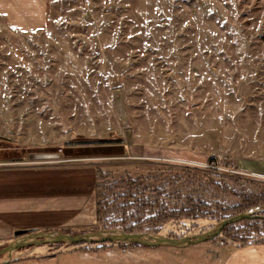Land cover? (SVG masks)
Masks as SVG:
<instances>
[{"label":"rangeland","instance_id":"374dc122","mask_svg":"<svg viewBox=\"0 0 264 264\" xmlns=\"http://www.w3.org/2000/svg\"><path fill=\"white\" fill-rule=\"evenodd\" d=\"M31 153L107 173L91 205L59 229L68 234L139 209L134 197L117 199L128 189L140 198L129 176L152 177L143 182L158 188L152 200L209 207L158 226L140 219L130 232L194 237L240 212L264 216V178L238 164L264 159V0H0V157ZM98 191L107 196L99 215ZM251 242H264V220L186 246L52 242L0 262L218 264Z\"/></svg>","mask_w":264,"mask_h":264},{"label":"crops","instance_id":"0c3cea01","mask_svg":"<svg viewBox=\"0 0 264 264\" xmlns=\"http://www.w3.org/2000/svg\"><path fill=\"white\" fill-rule=\"evenodd\" d=\"M238 164L264 178V159H241ZM95 186L91 162L0 157V242L8 241L16 230L59 231L74 224L93 202ZM218 264H264V242L237 245Z\"/></svg>","mask_w":264,"mask_h":264},{"label":"water","instance_id":"95a60500","mask_svg":"<svg viewBox=\"0 0 264 264\" xmlns=\"http://www.w3.org/2000/svg\"><path fill=\"white\" fill-rule=\"evenodd\" d=\"M30 160H48L57 159L59 154L57 153H31L28 155ZM263 218V215H255L247 212H240L235 215L229 216L221 220L213 229L208 233H202L194 237H163L153 236L145 233L130 232L124 230H96L89 231L81 234H68L58 230L48 231H28V230H16L15 235H20L19 239L8 243L0 249V253H5L11 256L17 248L26 246H34L42 243L52 242H67L71 244H80L86 242H102V243H113V242H134L148 246L155 245H175V246H186L202 242L211 239L221 232L223 227L227 224L243 220ZM8 259L3 260L0 264L7 262Z\"/></svg>","mask_w":264,"mask_h":264},{"label":"trees","instance_id":"16d2710c","mask_svg":"<svg viewBox=\"0 0 264 264\" xmlns=\"http://www.w3.org/2000/svg\"><path fill=\"white\" fill-rule=\"evenodd\" d=\"M168 169H171V168H168ZM183 171L187 172L186 170H183ZM105 173L99 170L98 168H96L97 180L99 181L103 179V177L106 176L104 175ZM150 178L152 177L148 175L145 177L139 176L136 178H132L131 176H129L124 179L125 181L124 184L129 181V183L127 184L129 185V187L131 188L136 187L138 190H140V198H136V196H133L130 192V189H128L126 192L117 193V199L125 198L124 200H128V198L134 197L139 209L137 210H135L134 208L123 209V213H122L123 217H121V219H118L119 222L116 223V225L113 224V225H110L109 227H105L104 230H111L112 227H116V228L123 229L124 231H133V230H139L140 228H142L143 226V223L141 222L142 219H143V222L147 221L152 226L154 224L158 226L159 224L164 223L165 221L170 220V219H180L182 217L197 218L199 216L208 214L207 213L208 211L206 209V208H209L208 205H206L203 201H200V200L192 201L191 199L189 200L185 199V200H182L181 202L170 203V202L165 201V199H157V198L155 200L150 199L146 195L147 192H155V191L158 192L159 191L158 188L154 187L152 184L143 183L145 180H148ZM99 186L100 185L97 184V188H99ZM100 197L103 198L104 196H103V193L98 191L99 199L96 204L97 205V215L101 213L103 202H105V201H101ZM106 197L107 196H105L104 198ZM250 206L247 205V206L241 207V209L244 210L246 208H249ZM202 207H205V208L201 209ZM256 219L264 220L262 218H253L249 220L253 221ZM117 221H113L112 223L117 222Z\"/></svg>","mask_w":264,"mask_h":264},{"label":"bare ground","instance_id":"6f19581e","mask_svg":"<svg viewBox=\"0 0 264 264\" xmlns=\"http://www.w3.org/2000/svg\"><path fill=\"white\" fill-rule=\"evenodd\" d=\"M35 249H37V248H35ZM37 250H39V249H37ZM40 251V250H39ZM33 252V251H32ZM16 253V252H15ZM30 253V252H29Z\"/></svg>","mask_w":264,"mask_h":264}]
</instances>
